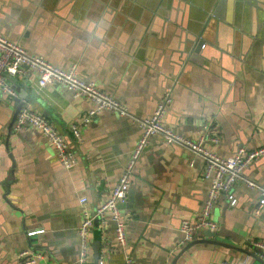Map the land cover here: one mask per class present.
Returning a JSON list of instances; mask_svg holds the SVG:
<instances>
[{
  "label": "crops",
  "instance_id": "crops-1",
  "mask_svg": "<svg viewBox=\"0 0 264 264\" xmlns=\"http://www.w3.org/2000/svg\"><path fill=\"white\" fill-rule=\"evenodd\" d=\"M0 33L55 65L77 64L131 112H99L78 139L72 126L91 100L58 82L40 86L36 69L8 76L17 96L0 89V264H20L24 249L44 254L29 264H79L81 198L91 211L106 201L142 135L135 118L152 116L168 93L163 122L192 139L219 137L205 142L210 151L230 156L264 144V0H0ZM21 105L65 134L75 166L58 162L40 130L16 129ZM203 170L202 157L152 135L120 204L127 244L110 214L95 220L90 264L96 241L105 264H124L127 252L139 264H264L251 244L264 240V210L254 209L261 191L248 184L264 185V156L235 183L236 204L225 195L215 203L218 228L184 251L181 221L201 211L210 187Z\"/></svg>",
  "mask_w": 264,
  "mask_h": 264
},
{
  "label": "built area",
  "instance_id": "built-area-1",
  "mask_svg": "<svg viewBox=\"0 0 264 264\" xmlns=\"http://www.w3.org/2000/svg\"><path fill=\"white\" fill-rule=\"evenodd\" d=\"M28 69H36L40 72L38 77L40 86L58 82L66 86L74 97L82 96L94 103V106L88 110L87 114L72 126L78 139L82 138L83 127H86L99 112L108 110L120 114H131L129 107L125 103L107 93L96 81L81 77L77 64H72L69 67L55 65L43 55L30 52L17 41L0 33V89L11 96H17V90L8 76L23 74ZM171 101V94L168 93L152 116L135 118L136 123L142 128V135L106 201L94 211H91L85 206L87 198H81V204L84 209L83 219L79 226V236L82 244L79 264H90V234L95 220H105L108 214L117 223V241L122 246H126L127 236L120 204L128 197L132 188L133 175L138 159L152 135L161 134L167 142L181 144L194 154L202 157L204 160L203 178L210 180V187L201 211L196 216L185 217L181 221L182 244L195 240L196 235L204 229L215 231L218 228V223L212 216L215 203L220 196L225 195L232 204H236L237 201L233 194L235 183L244 175L245 169L253 161L264 156V144L256 148L242 146L233 155L224 156L210 151L204 145L208 140L218 141L219 137L212 136L207 132L192 139L177 132L163 122V116ZM15 127L17 130L26 127L40 130L55 147L58 162L62 166L71 168L77 164L78 156L75 148L67 140L65 134L43 113L29 105L23 106L17 114ZM1 142H3V139L0 136ZM248 184L251 187L259 188L261 191V199L254 208L256 213L260 214L264 210V185L252 179L248 180ZM39 232H42V230H31L27 234L28 236H33ZM251 244L259 249L261 256L264 257V240L253 239ZM105 249L113 251L114 247L105 246ZM20 255L23 258L20 264H29L35 263L37 257H41L44 254L41 252L33 253L29 249H24ZM99 264H105L104 257L100 258ZM124 264L139 263L132 255L126 254ZM224 264L232 263L225 261Z\"/></svg>",
  "mask_w": 264,
  "mask_h": 264
},
{
  "label": "water",
  "instance_id": "water-1",
  "mask_svg": "<svg viewBox=\"0 0 264 264\" xmlns=\"http://www.w3.org/2000/svg\"><path fill=\"white\" fill-rule=\"evenodd\" d=\"M205 42H204V40H202L201 38L197 41V45H196V51L197 52H200L201 51V48L203 47V44H204ZM31 104L32 105H35L36 104V102H31ZM24 105H21L20 106V109L23 107ZM19 109V110H20ZM19 112V111H18ZM13 174H14V171H11V176H13ZM10 181H11V178H10ZM196 242H198V240H193V241H191V242H189V244H188V246L186 247V249L184 250V251H186L190 246H192L194 243H196ZM94 251H95V253H94V257H95V261H94V263L95 264H99V261H100V258H101V245H100V242L99 241H96L95 243H94ZM183 251V252H184ZM183 252H182V254H183ZM128 253V252H127ZM127 253H125L124 254V257H126V254ZM263 261V260H262Z\"/></svg>",
  "mask_w": 264,
  "mask_h": 264
}]
</instances>
